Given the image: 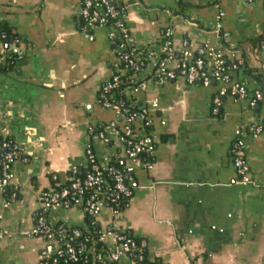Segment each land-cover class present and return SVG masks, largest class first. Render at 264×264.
<instances>
[{"label":"crops","instance_id":"1","mask_svg":"<svg viewBox=\"0 0 264 264\" xmlns=\"http://www.w3.org/2000/svg\"><path fill=\"white\" fill-rule=\"evenodd\" d=\"M130 30L131 43H159L171 27V48L193 51L218 45L227 61L244 65L230 71L233 83L246 80L264 95V55L256 39L264 33V0H112ZM80 0H0V22L18 39L7 50L0 42V63L16 52L12 70H0V134L20 148L7 181L18 196L7 200L0 185V215L7 233L0 240V264H38L44 241L22 231L33 224L40 194L66 184L87 166L86 148L94 143L101 158L128 163L113 141L103 144L89 126L119 120L98 100L106 81L118 72L108 30L84 31ZM220 16V17H219ZM217 20L229 33L216 39ZM224 83H187L178 76L150 84L136 95L150 107L158 143L150 168L128 176L134 195L115 220L142 241L158 264H264V132L247 136L245 161L257 186L238 183L234 166L235 131L264 119V101L223 98L218 115L212 102ZM83 227L80 208L56 215ZM111 217L100 216V226Z\"/></svg>","mask_w":264,"mask_h":264},{"label":"built area","instance_id":"2","mask_svg":"<svg viewBox=\"0 0 264 264\" xmlns=\"http://www.w3.org/2000/svg\"><path fill=\"white\" fill-rule=\"evenodd\" d=\"M80 1L79 16L84 31L107 29L118 60V72L103 83L98 100L102 107L113 111L119 120L89 126V133L103 144L115 141L128 163L118 167L113 159L101 158L94 143L90 142L86 148L84 176L43 191L39 196L33 224L23 230L22 235L44 241L38 264H59V259L63 257L68 260L65 264H146L144 251L136 239L115 220L134 195L128 174L139 166L151 167L158 143L150 107L140 104L136 95L146 91L151 83L164 85L178 76L189 84L198 82L205 86L217 80L227 87L221 88L213 98L214 115L220 113L223 98L227 96L234 99L249 98L250 106L254 108L264 100V95L261 90H255L249 97L246 80L232 82L227 58L218 45L200 47L194 53L185 45L176 53L171 48V27L165 29L159 43L151 46L134 45L131 43L129 27L112 0ZM213 33L220 42L227 41L230 36L223 30L220 20H217ZM260 51L264 55V43L260 44ZM236 68V64L232 65V69ZM262 132L264 120L240 126L235 131L233 162L238 183L242 185L257 186L244 154L247 136L257 137ZM0 149L4 150L0 157L2 175L9 180L12 177L11 163L20 156L21 151L15 142L9 141L1 143ZM73 207L84 212L90 225L86 222L83 227L72 226L56 216L60 211ZM103 211H108L111 219L101 227L99 222ZM5 236L3 216L0 215V240Z\"/></svg>","mask_w":264,"mask_h":264},{"label":"trees","instance_id":"3","mask_svg":"<svg viewBox=\"0 0 264 264\" xmlns=\"http://www.w3.org/2000/svg\"><path fill=\"white\" fill-rule=\"evenodd\" d=\"M180 4H181L180 6H181L182 10H184L187 7V5L190 4V2H189V0H180ZM17 39H18V35L13 30V28L10 27L6 22H3V21L0 22V42L3 43V45L5 46V48L7 50L9 49V46L12 44V42L16 41ZM256 42H258L259 45L261 43H264V33L261 34L256 39ZM17 59H18V57H17L16 52L10 51L9 54H8L7 59L3 63H0V70H3V71L12 70L13 68H15V65L17 63ZM236 65H237V69L243 70V72L245 73L246 76L251 75L252 72L250 70H246V67L244 65H240V64H236ZM227 67L229 68L230 71L232 70V64L231 63L227 62ZM252 93L253 92L250 91L249 88H248V96L249 97H252ZM263 101L264 100L260 101L255 107H257L258 105H260V103H262ZM4 141L13 142V140L11 138L3 137L0 134V144L3 143ZM2 153H4V150H1L0 149V157H1V154ZM113 163L116 166H118V167H122L121 159H119V160H113ZM85 169L81 173L75 172L74 174H71V179L72 178H75V177L82 178L84 176V174H85ZM2 172L3 171H2V168L0 166L1 186L3 187L5 197L7 198V200H13V199H15L18 196V191H17V189L14 186L9 185L7 183L8 180L4 179V177L2 175ZM128 176H129V174H128ZM70 180L66 184H68L70 182ZM66 184H63V185H66ZM127 205H128V203H127ZM124 206L126 207V205H124ZM86 222L89 223V225H90V220H87L86 219ZM91 227H93V226H91ZM94 227H96V224L94 225ZM136 241L138 242V244L140 245V247L144 251V254H145V263L146 264H158V261L157 260L156 261H151L149 259L148 255H147L146 247L143 246L142 241L139 240V239H136ZM67 261H68L67 260V257L60 258L59 259V264H65V263H67Z\"/></svg>","mask_w":264,"mask_h":264},{"label":"water","instance_id":"4","mask_svg":"<svg viewBox=\"0 0 264 264\" xmlns=\"http://www.w3.org/2000/svg\"><path fill=\"white\" fill-rule=\"evenodd\" d=\"M50 250H51V252H52V251H53V248L51 247Z\"/></svg>","mask_w":264,"mask_h":264}]
</instances>
